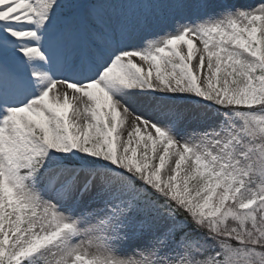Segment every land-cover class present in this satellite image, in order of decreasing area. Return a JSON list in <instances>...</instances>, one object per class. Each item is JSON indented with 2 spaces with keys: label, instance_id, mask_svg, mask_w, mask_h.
<instances>
[{
  "label": "snow or ice",
  "instance_id": "1",
  "mask_svg": "<svg viewBox=\"0 0 264 264\" xmlns=\"http://www.w3.org/2000/svg\"><path fill=\"white\" fill-rule=\"evenodd\" d=\"M0 264H264V0H0Z\"/></svg>",
  "mask_w": 264,
  "mask_h": 264
}]
</instances>
